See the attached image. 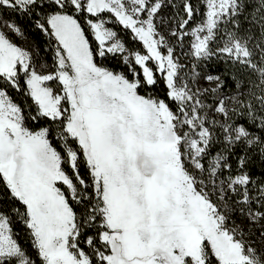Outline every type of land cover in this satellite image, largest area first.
Instances as JSON below:
<instances>
[{"label":"snow or ice","instance_id":"1","mask_svg":"<svg viewBox=\"0 0 264 264\" xmlns=\"http://www.w3.org/2000/svg\"><path fill=\"white\" fill-rule=\"evenodd\" d=\"M0 264H264V0H0Z\"/></svg>","mask_w":264,"mask_h":264}]
</instances>
